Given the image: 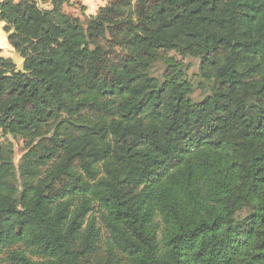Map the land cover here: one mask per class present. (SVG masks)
<instances>
[{"label":"trees","instance_id":"1","mask_svg":"<svg viewBox=\"0 0 264 264\" xmlns=\"http://www.w3.org/2000/svg\"><path fill=\"white\" fill-rule=\"evenodd\" d=\"M47 1L0 2V264H264V0Z\"/></svg>","mask_w":264,"mask_h":264},{"label":"rangeland","instance_id":"2","mask_svg":"<svg viewBox=\"0 0 264 264\" xmlns=\"http://www.w3.org/2000/svg\"><path fill=\"white\" fill-rule=\"evenodd\" d=\"M2 0H0L1 2ZM37 2L45 7H49L47 0H37ZM107 3V0H65L62 10L63 12L67 13L68 15L78 17L83 22L88 18L90 15H94L97 13L98 9L102 6H104ZM3 23L2 21H0ZM5 32V31H4ZM16 56H13V62L16 65V68L19 69L22 68L21 63L19 61L20 56H18V53L14 52ZM168 57L173 58L177 61L182 62L185 65H188V70L186 71V77L192 81L194 85V92L192 93V98L195 100H199L202 97L203 90L200 88L202 86L200 83V78L198 77V65L199 61L197 58L191 57V56H184L181 55L179 52L171 51L168 54ZM164 69V65L162 63H157L153 67V73L155 75L160 74ZM32 143L31 139L28 138L25 135H18V134H12L5 131H2L0 129V145L4 146L7 149L11 150L12 158H13V164L15 166V180L17 184L20 186L23 185V178L19 174V164L21 161V157L23 153L27 150V147ZM130 190L135 192L138 191L141 187L139 186H133L130 187ZM135 190V191H134ZM104 230L102 229V232Z\"/></svg>","mask_w":264,"mask_h":264},{"label":"crops","instance_id":"3","mask_svg":"<svg viewBox=\"0 0 264 264\" xmlns=\"http://www.w3.org/2000/svg\"><path fill=\"white\" fill-rule=\"evenodd\" d=\"M3 26H4V22L3 23L0 22V54L3 57L10 58L13 61V56L14 55L16 56V54L14 53L15 52L14 49L10 46L7 40V35L3 30ZM19 63H21L22 65V59L19 61ZM17 69L19 68L17 67Z\"/></svg>","mask_w":264,"mask_h":264}]
</instances>
